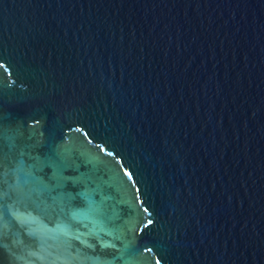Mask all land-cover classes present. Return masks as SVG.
<instances>
[{"label":"water","instance_id":"1","mask_svg":"<svg viewBox=\"0 0 264 264\" xmlns=\"http://www.w3.org/2000/svg\"><path fill=\"white\" fill-rule=\"evenodd\" d=\"M0 190V264H264V0H0Z\"/></svg>","mask_w":264,"mask_h":264},{"label":"snow or ice","instance_id":"2","mask_svg":"<svg viewBox=\"0 0 264 264\" xmlns=\"http://www.w3.org/2000/svg\"><path fill=\"white\" fill-rule=\"evenodd\" d=\"M128 175L131 176L130 173ZM3 196H4V192L0 190V229L3 228V215L5 211H7L9 215H14L12 209L3 203ZM149 223H151V221H149Z\"/></svg>","mask_w":264,"mask_h":264}]
</instances>
